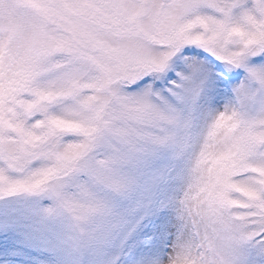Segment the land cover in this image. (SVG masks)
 Segmentation results:
<instances>
[{"label":"clouds","instance_id":"obj_1","mask_svg":"<svg viewBox=\"0 0 264 264\" xmlns=\"http://www.w3.org/2000/svg\"><path fill=\"white\" fill-rule=\"evenodd\" d=\"M201 38L231 54L264 39V0H0V187L47 191L85 247L108 243L123 222L102 192L121 189L135 152L179 143L180 227L156 264H254L264 255V103L206 105L193 123L197 85L213 70L183 48ZM242 70L234 87L264 88ZM168 72L163 89L130 90Z\"/></svg>","mask_w":264,"mask_h":264},{"label":"rangeland","instance_id":"obj_2","mask_svg":"<svg viewBox=\"0 0 264 264\" xmlns=\"http://www.w3.org/2000/svg\"><path fill=\"white\" fill-rule=\"evenodd\" d=\"M232 72L236 75L222 97L211 95L206 84L196 90L190 104L194 124L204 116L206 105L242 110L264 103V88L241 91L234 85L242 83L244 72L242 68ZM152 79L145 76L130 90L163 89L168 84L163 78L154 83ZM119 172L121 189L102 195L123 228L108 243L87 247L66 218L50 207L47 191H0V264H156L180 227L176 198L183 186L185 154L179 143L150 145L127 158Z\"/></svg>","mask_w":264,"mask_h":264},{"label":"snow or ice","instance_id":"obj_3","mask_svg":"<svg viewBox=\"0 0 264 264\" xmlns=\"http://www.w3.org/2000/svg\"><path fill=\"white\" fill-rule=\"evenodd\" d=\"M221 11L223 10L221 9ZM197 43L199 46L184 47L183 52L194 53L195 57L203 58L207 67L213 70L210 78L199 82L197 89L206 84L210 89L211 95L217 98L222 97L227 91L228 83L236 75V73L232 72L234 68L247 69L253 78L264 87V72H258L254 68L249 67L250 65L264 64V39L255 41L236 54L229 53L225 47L221 46L218 38H201L198 39ZM196 49L203 51H196ZM192 71L195 75L200 70L194 66ZM145 76L150 75L145 74ZM135 84L136 82H133L131 86ZM25 115L29 119L33 117V106H28ZM36 126H41L39 120H36ZM31 139L37 144L41 142V138L38 136H33ZM16 190V184H9L7 188L0 187V191L14 192ZM253 260L254 264H264V255L257 254L253 256Z\"/></svg>","mask_w":264,"mask_h":264},{"label":"trees","instance_id":"obj_4","mask_svg":"<svg viewBox=\"0 0 264 264\" xmlns=\"http://www.w3.org/2000/svg\"><path fill=\"white\" fill-rule=\"evenodd\" d=\"M193 56H194V55H193ZM189 57H191V56H189ZM169 73H170V72H169ZM171 73H172V72H171ZM148 77L151 79V76H148ZM163 79H164L165 81H163ZM163 79H162V83H163L164 85H166L167 82H168L167 79H169V74L167 73V77H164ZM155 81H156V80H155ZM155 81H154V82H155ZM154 82H152V83H154Z\"/></svg>","mask_w":264,"mask_h":264}]
</instances>
